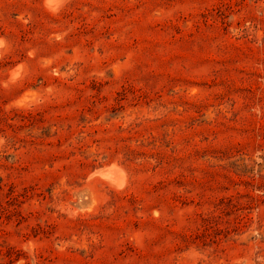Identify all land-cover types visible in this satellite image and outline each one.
<instances>
[{
	"label": "rangeland",
	"instance_id": "rangeland-1",
	"mask_svg": "<svg viewBox=\"0 0 264 264\" xmlns=\"http://www.w3.org/2000/svg\"><path fill=\"white\" fill-rule=\"evenodd\" d=\"M54 2L0 0V264H264V0Z\"/></svg>",
	"mask_w": 264,
	"mask_h": 264
},
{
	"label": "bare ground",
	"instance_id": "bare-ground-1",
	"mask_svg": "<svg viewBox=\"0 0 264 264\" xmlns=\"http://www.w3.org/2000/svg\"><path fill=\"white\" fill-rule=\"evenodd\" d=\"M47 3H48V5L50 6V8H52V9H55V8H57V6L59 5L58 3V5L54 2V0H47ZM21 70V69H20ZM119 166V165H118ZM110 170V169H109ZM114 170V169H113ZM109 172H111V171H109ZM97 173H99V174H101V175H104V176H107V175H110V173H107L105 170H102V171H97ZM95 174V173H94ZM108 177V176H107ZM109 180V179H108ZM113 182V180H110V182ZM122 182V181H121ZM111 184V183H110Z\"/></svg>",
	"mask_w": 264,
	"mask_h": 264
}]
</instances>
